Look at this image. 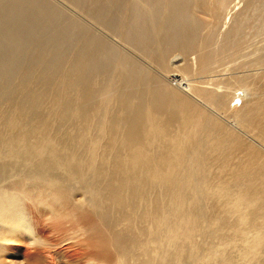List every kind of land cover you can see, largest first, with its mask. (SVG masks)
I'll use <instances>...</instances> for the list:
<instances>
[{"label": "bare ground", "instance_id": "1", "mask_svg": "<svg viewBox=\"0 0 264 264\" xmlns=\"http://www.w3.org/2000/svg\"><path fill=\"white\" fill-rule=\"evenodd\" d=\"M35 1L0 0L3 45L56 16ZM134 2L119 29L138 60L108 61L116 81L105 67L87 84L80 57L0 101V264L264 262V21L244 32L247 0Z\"/></svg>", "mask_w": 264, "mask_h": 264}, {"label": "rangeland", "instance_id": "2", "mask_svg": "<svg viewBox=\"0 0 264 264\" xmlns=\"http://www.w3.org/2000/svg\"><path fill=\"white\" fill-rule=\"evenodd\" d=\"M133 3L135 4L134 0H78V1L77 0H58V1L57 0H39V2L35 1L36 7L41 6V4H42V6H44V5L52 6L56 10V12L54 14L56 16H52L53 14L50 17H49V15L48 16L46 15V16H44L45 17L44 20L42 17L41 18L42 19L41 25H40V27L42 29L37 28L34 33H32L30 35L26 34L25 38L22 37L20 40H18V42L16 41V44H13L12 47L10 46V48H8V46L6 47L5 44H4L5 45L4 46L0 42L1 43L0 47H2L0 49V98H2V99H0V101L5 99L7 96L14 99V100L11 99L10 102L7 101V104H8L7 106H9L11 103L14 104L15 100H16V102H17V100L22 101V98L24 99L25 96H28V93H25L23 91L22 92L18 91L20 85L23 82L32 83L34 81H38V80L42 79L40 77V75H41L40 72L46 71L50 75H52L54 73V70L52 69L53 73H51V69H48V67L49 68H51V67L53 68L55 66H56L55 68L58 67L59 69H57V71L60 70V72H61V73L60 72H58V73L65 76L66 72L69 73L68 72L69 67H67V66H70L71 69H69V71H70V73H72L71 72V71H73L72 66L73 67L76 66L72 63H73V61H76V59H78V61L76 63L74 62L75 64H77V63L80 64V63H84L87 61L86 63L82 64V66H81V64L78 65L79 68L81 66L82 67L81 69H83V70L79 69L78 66H76L79 69V71L80 70L84 71L85 70L84 68H86L84 73L82 72L84 74V76L88 77V75H86V74H88V73H86V71L90 73L91 77L90 76L88 77L90 79L85 78V77L83 78L84 80L85 79L89 80V81H87L88 82L87 84L90 83V80L94 81L91 78L102 79V77L104 76L103 79H107V76L111 75V73H112V76L111 77L109 76L108 78H113V80L116 81L115 76L118 74H117V72L114 73V71H116V69H113L114 66L112 68H110L111 66H109L108 61L110 62V65H112V63L114 64L119 60L118 56H121V55L122 56L123 55L128 56L135 61L138 60L137 55H139V54L137 53L134 45L129 41L126 34L121 33V31L119 29V28L123 27V26H120V24L123 25L122 22L125 23L126 18L128 19L130 17V15L132 14L131 12L133 11V8L135 6ZM110 4H111V6H110ZM37 5H39V6H37ZM127 5H129V6H127ZM130 5L132 6L131 8H129ZM105 7L107 10H105ZM131 9H132V11H131ZM127 10H128V12H127ZM94 13H95V16H94ZM97 13H100L101 15L100 14L98 15ZM114 13H115V15H114ZM116 13H118V14H116ZM237 14L248 16L247 20L244 22V24H245L244 32L246 34H254V32L258 28L255 25L257 23H261L264 21V0H247V2L237 12ZM95 17L97 18V20ZM124 17H125V19H124ZM99 18L101 19L100 21L98 20ZM160 18H161V21H165V20L169 19V17H167L163 14L161 15ZM49 19L51 21H49ZM208 19H210V18L206 17V20H208ZM102 20H103V22H102ZM123 20H125V21H123ZM45 22H47V23H45ZM49 22H52V24ZM110 23H111V26L110 25L108 26L107 24H110ZM45 24H47V27ZM49 26H50V28H49ZM93 26H95V27H93ZM206 27H207V34L210 35V37L212 39L216 38L217 34L215 31L216 27H215L214 21L208 20L206 22ZM103 29H105V30H103ZM257 39H258V37L251 38V43H255L257 41ZM84 43H86V44L88 43V44L84 45ZM95 43H96V48L94 47V49H93L92 46L93 45L95 46ZM97 44L100 45L102 47V49H104V50L106 49L105 50L106 52L104 50L102 51L101 48L97 46ZM83 45L85 46V50H84ZM81 46H82V49H80ZM86 46H87V48H86ZM129 47L130 48L132 47V48L130 49ZM211 49H214V48H211ZM81 50H83V51L81 52ZM85 51H86V55L84 53ZM100 52L105 53V54L107 52L109 53V55L107 53V55L104 56V59L106 57V61L108 64L106 63V61H104V59H102V53H100ZM112 53L114 54V57H113ZM81 54H84V55H81ZM115 55L118 57V59H117V57L115 58ZM83 56H85V57H83ZM91 56H95V57L91 58ZM108 56H109V58H108L109 60H107ZM80 57L82 60H84V62L80 59ZM99 57H101V59H100L101 63L99 62L100 65H99V63L97 65H98V68H99V66H102V67H100L99 69L97 68V70H99V72L96 70L97 73L98 74H100V72L103 73L105 71L104 69H106L105 67H107V69L109 67L111 69V71H109L110 70L109 69L108 70L109 72H107V69H106L105 73L107 72L108 74L106 73L102 77H101L102 74H100V75H98V77H95V76H97L96 71L94 70V72L96 73L95 76H92V74L94 72L92 71V69L91 70H89V69H90V66L93 67L95 65L94 62H96L95 61L96 58H98V60H99ZM88 59H90V60H88ZM93 59H95V60H93ZM110 59L115 60V62L113 60H112L113 61L112 62ZM91 60H93V62ZM89 61L92 62V64H90V66H89ZM105 63L108 66H104ZM228 63L229 64L225 67V69L237 64L236 68H239V69L245 71L244 72L245 75L251 74L250 69L242 68V62L230 60ZM97 65H96V67H97ZM66 67H67V70H66ZM116 67H117V65L114 68H116ZM77 68L74 67V71L78 72ZM40 69H42V71ZM43 69H44V71H43ZM61 70H64L65 72H63ZM57 71L55 72L56 74H58ZM91 72H92V74H91ZM149 73L153 74L154 72H149ZM56 74H54V75H56ZM54 75H52V76H54ZM173 75H175V74H173ZM51 78L53 80L56 78V76H54V77L50 76V80H51ZM223 78L229 79L230 77L228 75H224ZM83 79H82V83H85L86 81L84 82ZM171 80H172V82L170 84L171 88L176 89L177 87L173 83L174 79L172 78V76H171ZM47 83H49V82H47ZM28 91H31V90H28ZM10 98L8 100H10ZM242 98H244V97H242ZM12 101H14V102H12ZM2 103L4 105V102H1V104ZM46 210H48V209L41 207V208H39V210L36 211V214L40 215V217L43 221V226L46 228L53 229L54 233H55L54 237L60 239L61 242L66 241L69 238H71L73 235H71V233H68V227L62 226L60 228H57L58 224L56 223V220L54 219V215H50L49 212ZM62 211H65V210L62 209ZM74 247H75V245H74ZM60 256H62V255L60 254L57 257H60ZM225 261L226 260L222 261V263ZM262 264H264V262Z\"/></svg>", "mask_w": 264, "mask_h": 264}]
</instances>
